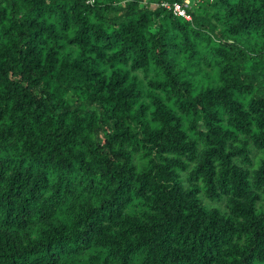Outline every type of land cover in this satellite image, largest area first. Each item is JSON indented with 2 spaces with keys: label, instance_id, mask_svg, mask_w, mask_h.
<instances>
[{
  "label": "trees",
  "instance_id": "1",
  "mask_svg": "<svg viewBox=\"0 0 264 264\" xmlns=\"http://www.w3.org/2000/svg\"><path fill=\"white\" fill-rule=\"evenodd\" d=\"M0 0V264H264V0Z\"/></svg>",
  "mask_w": 264,
  "mask_h": 264
},
{
  "label": "built area",
  "instance_id": "2",
  "mask_svg": "<svg viewBox=\"0 0 264 264\" xmlns=\"http://www.w3.org/2000/svg\"><path fill=\"white\" fill-rule=\"evenodd\" d=\"M183 3L173 2L172 4L162 3L166 7H171L174 15L181 16L185 19H190V14L186 11L185 6L189 5L190 0H182Z\"/></svg>",
  "mask_w": 264,
  "mask_h": 264
}]
</instances>
